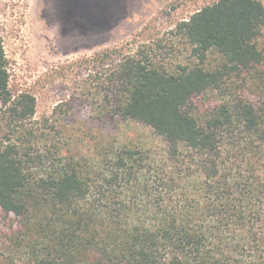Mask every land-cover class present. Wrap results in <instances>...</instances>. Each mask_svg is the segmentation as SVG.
Returning <instances> with one entry per match:
<instances>
[{
  "label": "trees",
  "instance_id": "1",
  "mask_svg": "<svg viewBox=\"0 0 264 264\" xmlns=\"http://www.w3.org/2000/svg\"><path fill=\"white\" fill-rule=\"evenodd\" d=\"M169 32L95 53L69 137L29 125L0 34V264H264V2L214 0Z\"/></svg>",
  "mask_w": 264,
  "mask_h": 264
},
{
  "label": "rangeland",
  "instance_id": "2",
  "mask_svg": "<svg viewBox=\"0 0 264 264\" xmlns=\"http://www.w3.org/2000/svg\"><path fill=\"white\" fill-rule=\"evenodd\" d=\"M212 1L0 0L11 91L36 98V114L27 122L39 127L48 118L66 137L83 136L92 113L83 101L94 99V84L87 76L97 69L95 53L121 46L130 50L155 39L170 44L171 27ZM204 99L215 97L199 96L196 103L210 104ZM5 125L0 118V133ZM120 131L119 137L135 141L150 135L141 125H122ZM13 226L14 215L6 219L0 209V240Z\"/></svg>",
  "mask_w": 264,
  "mask_h": 264
}]
</instances>
